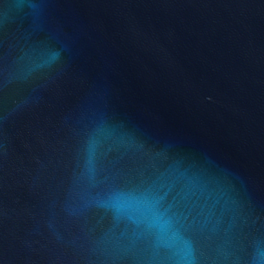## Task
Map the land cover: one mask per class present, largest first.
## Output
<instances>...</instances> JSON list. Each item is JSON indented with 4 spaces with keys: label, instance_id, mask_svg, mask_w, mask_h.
<instances>
[{
    "label": "water",
    "instance_id": "1",
    "mask_svg": "<svg viewBox=\"0 0 264 264\" xmlns=\"http://www.w3.org/2000/svg\"><path fill=\"white\" fill-rule=\"evenodd\" d=\"M0 264H264V0H0Z\"/></svg>",
    "mask_w": 264,
    "mask_h": 264
}]
</instances>
